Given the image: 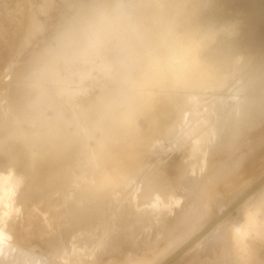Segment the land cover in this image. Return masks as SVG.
I'll use <instances>...</instances> for the list:
<instances>
[{"label": "bare ground", "instance_id": "1", "mask_svg": "<svg viewBox=\"0 0 264 264\" xmlns=\"http://www.w3.org/2000/svg\"><path fill=\"white\" fill-rule=\"evenodd\" d=\"M6 151L0 264H264V0H0Z\"/></svg>", "mask_w": 264, "mask_h": 264}, {"label": "rangeland", "instance_id": "2", "mask_svg": "<svg viewBox=\"0 0 264 264\" xmlns=\"http://www.w3.org/2000/svg\"><path fill=\"white\" fill-rule=\"evenodd\" d=\"M220 89H222L223 90V88H220ZM224 98H231L230 96L229 97H227V96H224ZM5 105H7L8 106V104H5ZM136 122H137V124L139 125V126H144V124H145V116L144 115H142V114H139L138 116H137V120H136ZM170 147V144H169V142H162L161 144H160V149L161 150H167L168 148ZM176 153L177 154H180L181 153V150H179V149H177L176 150ZM8 154L9 153H7V151H6V153L4 154V155H2V159H1V157H0V162L2 161V162H5V161H7V158H8ZM52 185V184H51ZM50 188H52V187H50ZM50 188H48V189H50ZM30 223V222H29ZM31 225H32V223H30L27 227L28 228H31Z\"/></svg>", "mask_w": 264, "mask_h": 264}]
</instances>
